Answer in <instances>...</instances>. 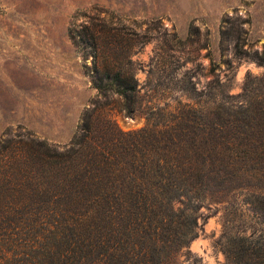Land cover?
Instances as JSON below:
<instances>
[{"label": "trees", "instance_id": "trees-1", "mask_svg": "<svg viewBox=\"0 0 264 264\" xmlns=\"http://www.w3.org/2000/svg\"><path fill=\"white\" fill-rule=\"evenodd\" d=\"M88 18L84 51L105 101L63 150L38 141L27 157L0 144V264H175L179 255L202 264L190 244L204 201L245 178L264 182V90L232 101L185 76L190 102L150 107L146 127L123 131L104 108L119 95L127 116L141 110L129 46L137 34L112 17ZM235 53L264 65V49L250 55L237 42ZM247 188L260 229L224 234L228 264H264V184Z\"/></svg>", "mask_w": 264, "mask_h": 264}, {"label": "rangeland", "instance_id": "rangeland-1", "mask_svg": "<svg viewBox=\"0 0 264 264\" xmlns=\"http://www.w3.org/2000/svg\"><path fill=\"white\" fill-rule=\"evenodd\" d=\"M91 15L112 17L137 34L129 46L141 110L127 116L119 95L104 108L123 131L146 127L150 107L190 102L181 91L185 76H193L199 90L225 89L232 101L245 88L264 90V65L235 53L237 42L250 55L263 51L264 0H0V144L9 154L29 157L38 141L65 149L85 113L105 101L93 86V54L84 51ZM262 184L245 178L238 191L204 201L191 259L228 264L224 234L260 229L247 187ZM185 258L179 255L175 264H188Z\"/></svg>", "mask_w": 264, "mask_h": 264}]
</instances>
